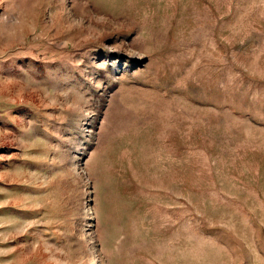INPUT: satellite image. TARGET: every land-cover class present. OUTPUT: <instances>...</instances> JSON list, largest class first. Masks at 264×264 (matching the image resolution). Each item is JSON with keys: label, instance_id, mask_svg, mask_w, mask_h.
Instances as JSON below:
<instances>
[{"label": "rangeland", "instance_id": "rangeland-1", "mask_svg": "<svg viewBox=\"0 0 264 264\" xmlns=\"http://www.w3.org/2000/svg\"><path fill=\"white\" fill-rule=\"evenodd\" d=\"M0 264H264V0H0Z\"/></svg>", "mask_w": 264, "mask_h": 264}]
</instances>
